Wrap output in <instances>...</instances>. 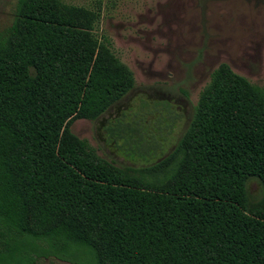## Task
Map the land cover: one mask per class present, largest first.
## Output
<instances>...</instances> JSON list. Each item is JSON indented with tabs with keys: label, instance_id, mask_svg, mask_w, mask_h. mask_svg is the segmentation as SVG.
Instances as JSON below:
<instances>
[{
	"label": "trees",
	"instance_id": "obj_1",
	"mask_svg": "<svg viewBox=\"0 0 264 264\" xmlns=\"http://www.w3.org/2000/svg\"><path fill=\"white\" fill-rule=\"evenodd\" d=\"M31 1L0 32V264H264V93L220 64L165 154L179 117L167 102L109 121L107 143L146 162L115 167L68 127L133 82L87 15Z\"/></svg>",
	"mask_w": 264,
	"mask_h": 264
},
{
	"label": "rangeland",
	"instance_id": "obj_2",
	"mask_svg": "<svg viewBox=\"0 0 264 264\" xmlns=\"http://www.w3.org/2000/svg\"><path fill=\"white\" fill-rule=\"evenodd\" d=\"M19 0H0V32L12 23ZM70 23L90 25L109 48L125 83L132 89L96 119L74 120L68 127L101 161L115 167H139L138 157H124L107 143L109 121L132 117L143 104L167 102L178 115L172 129L163 130L165 154L188 128L200 92L220 64L264 93V0H32ZM73 7L76 13L65 11ZM88 18H87V16ZM163 111V110H162ZM164 112V111H163ZM165 113V112H164ZM163 114L162 120L165 119ZM148 115L150 134L156 129ZM164 125V121L160 124ZM120 143V142H119ZM161 156V155H160ZM154 159L147 158L149 163ZM252 197L258 183L249 184ZM36 264H70L39 259Z\"/></svg>",
	"mask_w": 264,
	"mask_h": 264
}]
</instances>
